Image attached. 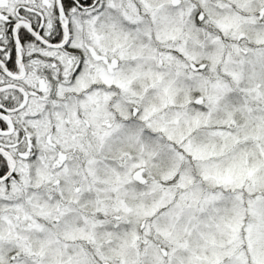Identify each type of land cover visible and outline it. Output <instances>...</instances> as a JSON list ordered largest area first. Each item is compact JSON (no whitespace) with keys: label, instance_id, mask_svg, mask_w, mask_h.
<instances>
[{"label":"snow or ice","instance_id":"1","mask_svg":"<svg viewBox=\"0 0 264 264\" xmlns=\"http://www.w3.org/2000/svg\"><path fill=\"white\" fill-rule=\"evenodd\" d=\"M0 264H264V0H0Z\"/></svg>","mask_w":264,"mask_h":264}]
</instances>
